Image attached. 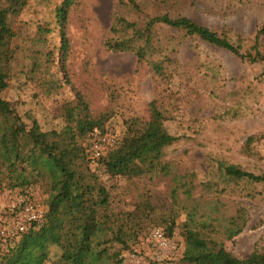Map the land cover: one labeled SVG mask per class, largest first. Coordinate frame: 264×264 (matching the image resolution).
I'll list each match as a JSON object with an SVG mask.
<instances>
[{"label": "trees", "instance_id": "obj_1", "mask_svg": "<svg viewBox=\"0 0 264 264\" xmlns=\"http://www.w3.org/2000/svg\"><path fill=\"white\" fill-rule=\"evenodd\" d=\"M91 2L0 0V188L40 194L44 215L41 225L34 222L11 240L0 233V264H123L124 252L155 229L173 238L183 204L211 184L169 158L176 147L197 139L200 126L157 132L146 118L123 112L121 81L106 78L91 56L75 62L70 28L88 31ZM184 2L115 0L104 39L108 52H131L139 66L152 68L155 105L165 120L182 114L180 94L171 85L186 73L177 55L186 38L264 65V25L246 38L228 26L214 28L161 10L162 4L181 9ZM12 89L26 93L43 113L40 132L28 121L25 101L8 97ZM45 99L55 100L61 111L52 113ZM117 115L123 116L121 139L97 155L94 142ZM211 167L238 189L264 184V172L215 159ZM162 179L168 186L165 200L157 190ZM210 254L205 241L191 237L181 262L204 264ZM226 262L264 264V239L249 255L227 256Z\"/></svg>", "mask_w": 264, "mask_h": 264}, {"label": "rangeland", "instance_id": "obj_2", "mask_svg": "<svg viewBox=\"0 0 264 264\" xmlns=\"http://www.w3.org/2000/svg\"><path fill=\"white\" fill-rule=\"evenodd\" d=\"M114 4L115 0H93L94 20L88 31L71 26L75 62L80 64L83 58L91 56L106 78L121 81L126 87L123 112L146 118L157 132H190L191 125L202 130L195 141L186 142L169 154L181 171H194L200 181H211L210 185L199 187L180 209L172 238L178 257L183 255L191 237L206 242L211 254L204 264H227V256L249 255L264 239V184L238 189L227 176L212 171L211 162L223 160L249 171L264 172L263 63L243 61L225 48L195 37L186 38L178 44L177 53L186 73L171 85L180 94L182 114L177 120H165L156 109L158 89L152 68L139 66L131 52L112 53L104 47ZM183 5L178 10L162 4L161 10L187 14L214 28L228 26L246 38L264 25V0H185ZM8 97L25 101L28 121L40 132L44 115L29 96L12 89ZM54 101L45 99L43 105L52 113H59L61 106ZM102 104L106 106V98ZM123 128V116L117 115L108 132L95 140L94 151L97 145L105 150L117 144ZM166 183L162 179L157 185L162 199L167 198ZM20 195L23 194L0 188V224L6 217L1 213L3 207ZM150 237H143L129 251L137 249L154 257Z\"/></svg>", "mask_w": 264, "mask_h": 264}, {"label": "built area", "instance_id": "obj_3", "mask_svg": "<svg viewBox=\"0 0 264 264\" xmlns=\"http://www.w3.org/2000/svg\"><path fill=\"white\" fill-rule=\"evenodd\" d=\"M103 147L97 145V155L103 153ZM15 197L9 205L3 207L2 213L6 217L0 224V233L7 239H13L28 230L34 222L43 223V206L38 198L34 196L20 195ZM6 213V214H5ZM152 254H146L141 250H132L123 254V264H183L182 256L178 257L177 245L172 238L167 237L161 228L155 229L151 234Z\"/></svg>", "mask_w": 264, "mask_h": 264}]
</instances>
